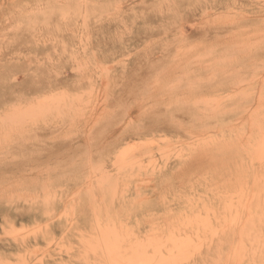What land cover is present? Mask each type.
I'll return each instance as SVG.
<instances>
[{"label": "rangeland", "instance_id": "374dc122", "mask_svg": "<svg viewBox=\"0 0 264 264\" xmlns=\"http://www.w3.org/2000/svg\"><path fill=\"white\" fill-rule=\"evenodd\" d=\"M0 264H264V0H0Z\"/></svg>", "mask_w": 264, "mask_h": 264}, {"label": "bare ground", "instance_id": "6f19581e", "mask_svg": "<svg viewBox=\"0 0 264 264\" xmlns=\"http://www.w3.org/2000/svg\"><path fill=\"white\" fill-rule=\"evenodd\" d=\"M18 114L20 115V111L18 112Z\"/></svg>", "mask_w": 264, "mask_h": 264}]
</instances>
